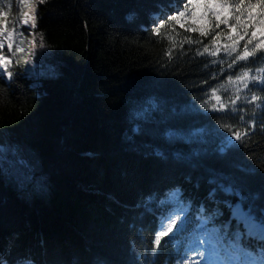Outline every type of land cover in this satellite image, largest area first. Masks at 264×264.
<instances>
[{"label":"trees","instance_id":"16d2710c","mask_svg":"<svg viewBox=\"0 0 264 264\" xmlns=\"http://www.w3.org/2000/svg\"><path fill=\"white\" fill-rule=\"evenodd\" d=\"M33 1L30 29L21 21ZM185 3L0 7L14 73L0 75V158L6 151L28 175L18 183L0 161V264H206L218 239L246 231L245 214L264 219V100L251 101L264 86L246 88L236 79L246 62L232 63L250 37L237 40L243 28L216 27L211 13L169 19ZM14 31L24 42L16 51L12 37L13 54ZM176 213L157 246L161 221Z\"/></svg>","mask_w":264,"mask_h":264},{"label":"snow or ice","instance_id":"6c2138e0","mask_svg":"<svg viewBox=\"0 0 264 264\" xmlns=\"http://www.w3.org/2000/svg\"><path fill=\"white\" fill-rule=\"evenodd\" d=\"M10 2L11 0H0V7H3L6 3ZM29 2L30 0H19V3L23 4H28ZM40 2L44 3L46 0H40ZM230 6H232V0H186V3L183 5V10L179 11L176 15L171 16L169 19L180 23L178 17H184L186 13H189L194 22H199L200 20H207L209 13H211V16L214 17L216 21V27H219L221 23L232 29H235L236 25H240L243 28V34L241 35L240 33H237V40H244L245 36H249L250 38L242 46V50L233 58V64L238 61L246 62V65L241 66L236 79H243L246 88L249 86V81H251L253 87L264 86V41L258 40L253 43V40L257 37L258 33L261 37H264V0H235L234 11L235 13H238L234 15L235 24L229 23V17L232 15V12H230ZM197 8L203 9V14L201 16L197 15V12L195 11ZM258 8L260 9L259 12H257ZM3 15L4 13L0 12V17ZM221 17H223V19H221ZM242 17L243 20L241 19ZM21 23L22 25H27L29 22L27 19H24ZM35 26V17H33L30 29L35 28ZM15 27L16 26L13 25V29H15ZM181 27H184V25L181 24ZM250 27L252 28L251 32H249ZM188 30L200 31L202 35L206 34L203 29L191 28ZM3 31L2 21H0V75H6L8 79H11L14 73L7 71V68L12 60L10 56L5 55L3 52L5 47ZM156 32L158 33L159 29H156ZM30 34L31 30H29V35ZM217 35L219 34L217 33ZM13 36L19 37L18 42L15 44V50L22 51L23 49L20 45L24 42V33L14 31L9 32L7 37L8 52L13 53ZM229 38L232 39L231 36ZM214 41L215 37L213 38V42ZM250 45L251 49L249 48ZM44 46L43 37H41L40 47ZM238 46V44L234 43L231 50L234 51ZM205 51H207V48H205ZM214 54L215 53H213V55ZM253 64L257 66L253 68ZM231 66L232 65H230V67ZM229 79H232V77H229ZM249 90L251 91V89ZM255 100H264V94L257 95L256 92H253L251 101ZM232 111H237L235 105H233ZM240 111H244V109H240ZM240 119L243 120V117L241 116ZM252 124L253 126L255 125V120L252 121ZM262 127H264V124H262ZM233 135L236 140L242 139L239 133H233ZM245 135H247V132H245ZM230 144L231 140L228 141V145ZM228 145H226L225 148H222L221 151H225ZM184 210L183 207L180 208V211ZM165 219H167L168 223L165 224L164 220L161 221V231L155 238L157 246L160 245L161 236L166 235L167 231H171L175 224V219H179V214L176 213L175 218L173 215H169ZM245 219L247 222L246 231L244 233L239 231L234 233L233 235L235 239L229 241L227 245L223 243L222 239H218L212 247L210 254L205 256L206 264H264V219H260L257 223V218L253 217L251 213L245 214ZM183 227L184 223L181 224V230ZM244 235L259 240V246L252 248L250 245H242L241 240ZM195 243L199 244L198 238ZM205 251H208V249H205ZM200 254L201 256H204L203 252ZM153 255H155V253H153ZM25 264H31V261H26Z\"/></svg>","mask_w":264,"mask_h":264},{"label":"rangeland","instance_id":"374dc122","mask_svg":"<svg viewBox=\"0 0 264 264\" xmlns=\"http://www.w3.org/2000/svg\"><path fill=\"white\" fill-rule=\"evenodd\" d=\"M34 3H35V1L32 2L33 7H34ZM25 17H26V13L24 11L22 20H24ZM26 26L28 28H30L29 25H26ZM30 49H31V39L29 38L27 50L30 51ZM26 60H27L29 65L33 64V61H32V58H31L30 54L27 55ZM0 142H1V140H0ZM1 147L5 148L6 150H10V146L8 145L7 142H4V144H1ZM4 153H5L4 155H1L0 161L2 163H4L7 175L10 176V177L14 176L16 179H18V183H20L23 179H27L28 178L27 174H20V175L17 174L16 165H15L14 159L12 158V156H9L6 153V151ZM238 209H239V205H237L235 207L234 211H237Z\"/></svg>","mask_w":264,"mask_h":264},{"label":"bare ground","instance_id":"6f19581e","mask_svg":"<svg viewBox=\"0 0 264 264\" xmlns=\"http://www.w3.org/2000/svg\"><path fill=\"white\" fill-rule=\"evenodd\" d=\"M25 13H26V17H25V19H27L28 20V24L27 25H31V23H32V18H33V13H34V7H33V5H32V3H30L28 6H27V8H26V10H25Z\"/></svg>","mask_w":264,"mask_h":264}]
</instances>
